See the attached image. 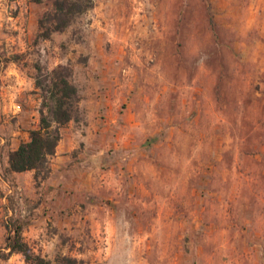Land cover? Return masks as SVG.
Returning <instances> with one entry per match:
<instances>
[{"label":"rangeland","instance_id":"obj_1","mask_svg":"<svg viewBox=\"0 0 264 264\" xmlns=\"http://www.w3.org/2000/svg\"><path fill=\"white\" fill-rule=\"evenodd\" d=\"M67 1L44 39L54 0H0V264L14 223L51 261L264 264V0ZM59 67L71 158L14 175Z\"/></svg>","mask_w":264,"mask_h":264},{"label":"trees","instance_id":"obj_2","mask_svg":"<svg viewBox=\"0 0 264 264\" xmlns=\"http://www.w3.org/2000/svg\"><path fill=\"white\" fill-rule=\"evenodd\" d=\"M76 7L81 8V5L67 0H54L56 17L46 23L44 19L41 20L40 35L48 39L52 33L68 27L71 20L69 16ZM37 86L43 92L44 100L39 127L29 130L28 140L21 142L9 154L11 173L34 171L35 179L48 170L49 159L55 155L62 139V129L75 119L80 101L78 89L62 67L54 69L49 78L39 81ZM6 248L10 253L22 254L31 264H78L76 259L68 256H59L51 261L35 254L24 240L21 223H14L9 228Z\"/></svg>","mask_w":264,"mask_h":264},{"label":"crops","instance_id":"obj_3","mask_svg":"<svg viewBox=\"0 0 264 264\" xmlns=\"http://www.w3.org/2000/svg\"><path fill=\"white\" fill-rule=\"evenodd\" d=\"M66 141V139L62 138L58 147H57V150H56V153L54 156H56L55 159H57V163L58 162H62V161H65V160H69L71 158V155L69 154V152H71V149L70 147H65L66 146V143H64ZM19 146V145H18ZM18 146L14 149H11L8 153H7V156H6V165L8 166L9 168V154L11 151H14L15 149L18 148ZM73 148V147H72ZM5 149L4 147L2 148L0 146V152ZM74 150V149H73ZM6 153V152H5ZM60 167V166H59ZM14 175H20V174H23V173H13Z\"/></svg>","mask_w":264,"mask_h":264},{"label":"built area","instance_id":"obj_4","mask_svg":"<svg viewBox=\"0 0 264 264\" xmlns=\"http://www.w3.org/2000/svg\"><path fill=\"white\" fill-rule=\"evenodd\" d=\"M16 110H17V112H21V106L18 105V106L16 107Z\"/></svg>","mask_w":264,"mask_h":264}]
</instances>
